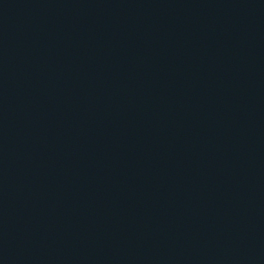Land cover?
I'll use <instances>...</instances> for the list:
<instances>
[{
	"label": "water",
	"instance_id": "95a60500",
	"mask_svg": "<svg viewBox=\"0 0 264 264\" xmlns=\"http://www.w3.org/2000/svg\"><path fill=\"white\" fill-rule=\"evenodd\" d=\"M0 264H264V0H0Z\"/></svg>",
	"mask_w": 264,
	"mask_h": 264
}]
</instances>
